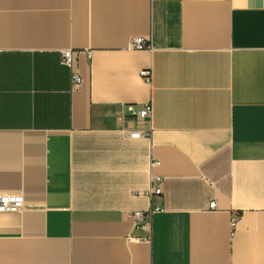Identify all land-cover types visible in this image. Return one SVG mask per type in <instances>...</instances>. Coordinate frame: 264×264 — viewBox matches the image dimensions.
Segmentation results:
<instances>
[{"label":"crops","instance_id":"obj_1","mask_svg":"<svg viewBox=\"0 0 264 264\" xmlns=\"http://www.w3.org/2000/svg\"><path fill=\"white\" fill-rule=\"evenodd\" d=\"M0 193V264H264V0H0Z\"/></svg>","mask_w":264,"mask_h":264},{"label":"built area","instance_id":"obj_2","mask_svg":"<svg viewBox=\"0 0 264 264\" xmlns=\"http://www.w3.org/2000/svg\"><path fill=\"white\" fill-rule=\"evenodd\" d=\"M131 47L134 49H144L150 47V44L144 37H135L131 41ZM78 51L73 49L62 50V63L71 68L72 84L75 88H79L83 82V77L77 67L76 54ZM140 76L147 82L152 81V70L143 69L140 71ZM120 115L125 119H133L136 123L130 129H126L131 138H150L154 131L153 124V106L152 103H147L136 112L133 111L132 105L123 104L119 109ZM158 164V161H155ZM164 177L160 175H153L148 189L145 191L149 197L160 196L163 193ZM144 194V193H141ZM24 203V198L21 195L0 193V212L2 211H17ZM210 207H215V202L210 203ZM163 208L158 205H151L144 211H136L133 216L136 220L147 224L151 222L152 214L160 211ZM236 225V219L232 221V226ZM150 235L136 237L137 240H148Z\"/></svg>","mask_w":264,"mask_h":264}]
</instances>
